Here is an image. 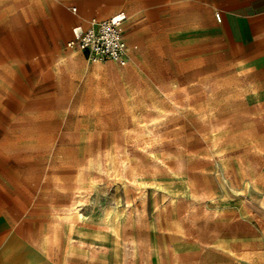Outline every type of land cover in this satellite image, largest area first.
<instances>
[{"label":"rangeland","instance_id":"obj_1","mask_svg":"<svg viewBox=\"0 0 264 264\" xmlns=\"http://www.w3.org/2000/svg\"><path fill=\"white\" fill-rule=\"evenodd\" d=\"M67 1L0 0V211L22 235L7 253L264 264V62L249 71L190 21L146 61L141 28L124 31L128 66L89 60L66 47ZM80 194L84 220L66 219Z\"/></svg>","mask_w":264,"mask_h":264},{"label":"crops","instance_id":"obj_2","mask_svg":"<svg viewBox=\"0 0 264 264\" xmlns=\"http://www.w3.org/2000/svg\"><path fill=\"white\" fill-rule=\"evenodd\" d=\"M122 1L68 0L64 8L75 4L77 7L72 8V11L75 9V13L78 10L80 12V17L70 19L67 23V29H71L69 41L72 39L73 29L78 26L87 28L94 15L107 18L111 13H114L112 17L124 14L127 19L124 31L132 28L137 32L141 28L138 45L142 47L141 59L146 61L153 48L165 43L166 23L190 21L197 23V31L205 34L207 45L216 46L221 51H226L223 47L229 46L235 59L249 71L260 69L259 63L264 62V0H125L126 11H117ZM217 14L220 15V22L216 19ZM132 15H139L138 22H135ZM96 16L92 21H96ZM218 33L224 36L225 41L215 36ZM124 38L129 48V65L133 57L138 56L137 46H130L125 34ZM20 202L22 203V199ZM16 219L18 218H8L5 212L0 211V264L22 262V248L10 250L9 253L6 251L16 238H22L20 230L13 226L8 229ZM25 254L29 255L30 260L26 264H38L35 250L27 248ZM32 258L35 262H31Z\"/></svg>","mask_w":264,"mask_h":264},{"label":"built area","instance_id":"obj_3","mask_svg":"<svg viewBox=\"0 0 264 264\" xmlns=\"http://www.w3.org/2000/svg\"><path fill=\"white\" fill-rule=\"evenodd\" d=\"M216 19L220 22V15L217 14ZM126 20L124 14H118L99 22L94 20L87 28L78 26L73 29L72 39L66 47L82 53L89 60L126 67L130 61L124 38Z\"/></svg>","mask_w":264,"mask_h":264},{"label":"bare ground","instance_id":"obj_4","mask_svg":"<svg viewBox=\"0 0 264 264\" xmlns=\"http://www.w3.org/2000/svg\"><path fill=\"white\" fill-rule=\"evenodd\" d=\"M157 139V137H156ZM80 193V192H79ZM78 193V194H79ZM86 200V199H85ZM84 199L80 194L75 201L68 207L67 211L65 212L66 219L68 220H78L83 221L84 215L81 213V207L84 206ZM59 211V210H58ZM61 213V212H60ZM116 216V215H115ZM117 219V218H115ZM64 221V220H63ZM74 222V221H73ZM71 223V222H70ZM116 223V222H115ZM72 224V223H71ZM120 227V226H119ZM118 228V227H117Z\"/></svg>","mask_w":264,"mask_h":264}]
</instances>
